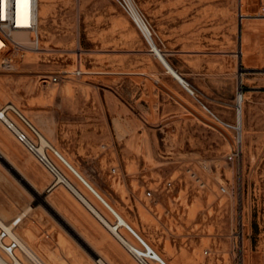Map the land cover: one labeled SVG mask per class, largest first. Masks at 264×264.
<instances>
[{"label": "rangeland", "instance_id": "374dc122", "mask_svg": "<svg viewBox=\"0 0 264 264\" xmlns=\"http://www.w3.org/2000/svg\"><path fill=\"white\" fill-rule=\"evenodd\" d=\"M134 1L166 59L218 116L236 123L243 88L241 144L166 71L115 0H37L33 31L0 30V107H18L158 259L264 264V0ZM2 153L0 213L8 222L27 214L17 233L45 263L97 264V250L109 264H137L69 190L48 189L50 174L0 123ZM205 165L199 190L186 167ZM170 180L175 188L161 193Z\"/></svg>", "mask_w": 264, "mask_h": 264}, {"label": "built area", "instance_id": "2783aa9c", "mask_svg": "<svg viewBox=\"0 0 264 264\" xmlns=\"http://www.w3.org/2000/svg\"><path fill=\"white\" fill-rule=\"evenodd\" d=\"M115 1L122 10L133 18L130 0ZM0 16H2L0 18V30L7 36L9 35V31H33L36 23H38V2L37 0H0ZM18 20H20V23H18ZM53 81L57 82L58 78H53ZM242 90L243 88L241 87ZM195 97L197 98L196 94ZM197 99L202 109L208 115L220 123L225 129L232 131L238 136L239 128L236 123L222 119L203 100L200 98ZM0 123L5 126L15 140L35 159L37 164L50 174L52 177L49 187L50 191L64 186L86 208L90 209L63 171V168L68 170L70 166L62 158L58 149L49 141L45 140L43 133L27 116L8 103L0 107ZM237 156H239L238 151L230 154L228 159L234 160ZM207 169L208 167L206 165L198 169L194 166L186 167V174L199 190H204L208 186L204 175ZM111 174L113 176L118 175V169L116 167L112 168ZM174 188L175 181L170 180L165 183L161 193L164 191L170 193ZM157 191L151 188L147 189L146 197L152 200L155 199ZM21 223L22 221L18 219L14 221V231L11 229L8 230L0 225V264H33L25 258L17 233V228ZM127 231L141 243L140 247L133 245L128 237L120 232V228L117 225H114V229L112 230L115 239L135 259L137 264H167L158 259L153 251L148 250L147 254H145L143 247L147 249L146 243L131 228L127 227Z\"/></svg>", "mask_w": 264, "mask_h": 264}, {"label": "bare ground", "instance_id": "6f19581e", "mask_svg": "<svg viewBox=\"0 0 264 264\" xmlns=\"http://www.w3.org/2000/svg\"><path fill=\"white\" fill-rule=\"evenodd\" d=\"M130 3H131L132 12H133V18H134L135 22L137 23V25L140 27L141 31L145 34L147 41L151 47V52H153V54L163 64L166 71L176 81H178V83L183 88H185L191 95L195 94V92L193 91V89L191 88V86L187 82V80L173 67V65L166 59L165 55L161 52V50L157 46V44L153 38V33H152L148 23L144 19L143 15L139 11L135 1L130 0ZM11 105L15 109H18V107H16L14 104H11ZM236 124L239 128V132H238V136H237V143L241 144L244 140V96H243L242 91H240L238 93L237 99H236ZM44 138L46 141H49L52 145H54L51 142V140L48 137H46L45 135H44ZM60 154H61L62 158L65 160V162L70 166V168L68 167L69 171H71L74 174V176L80 180V183L82 182V184L92 194V196H94L107 209V211L110 212L112 214V216L115 217V220H113L107 214V212L101 206H99V204L93 199V197H91V195L89 193H87V191L71 175H69V173L63 168V171L69 177L72 185L80 193V195L82 196V199L87 203L88 207L92 210L91 211L89 209V211L94 216H96V218L108 229V231L112 235H114L112 232V230L114 229V225H117L120 228V232L127 237L124 230H125V228L130 226V223L126 220V218L123 216V214H121L115 207H113L101 195V193L83 176V174L65 157V155H63L61 152H60ZM0 156H1L0 159L7 163V160L5 159L6 156L3 153L0 154ZM10 167H12V169H15L11 164H10ZM18 176H19L18 180L20 182L21 181H27L25 179V177L22 176L19 171H18ZM26 216H27V214H23L21 217L18 218V220H20L22 217H26ZM0 225L2 227L7 228L8 230H10V229L13 230L15 228L14 221L8 222L7 219L1 213H0ZM132 229H133V231L136 230L134 227ZM139 237L145 242V238L143 237V235L139 236ZM19 238H20L21 246H22L23 251H24L25 258L27 260L32 261L33 264H47L35 253V251L32 249V247L28 244V242L22 236L19 235ZM132 238L136 241L135 246L140 247L141 243L136 238H134L133 236H132ZM146 245H147V243H146ZM148 250L151 251L148 245H147V249L146 248L144 249V247H143V252L145 254H147ZM94 252H95L96 256H98V257L100 256V259L98 258L96 260L97 264H109V262L106 260V258L102 257L100 252H98L97 250Z\"/></svg>", "mask_w": 264, "mask_h": 264}, {"label": "water", "instance_id": "95a60500", "mask_svg": "<svg viewBox=\"0 0 264 264\" xmlns=\"http://www.w3.org/2000/svg\"><path fill=\"white\" fill-rule=\"evenodd\" d=\"M0 158H1V156H0ZM1 160V159H0ZM8 168H9V170L17 177V178H19V176H18V171H16L15 169H12V167H10V164L8 163ZM21 183L24 185V186H26L28 189H30L31 190V188L33 189V187H31V185L27 182V181H21Z\"/></svg>", "mask_w": 264, "mask_h": 264}, {"label": "crops", "instance_id": "0c3cea01", "mask_svg": "<svg viewBox=\"0 0 264 264\" xmlns=\"http://www.w3.org/2000/svg\"><path fill=\"white\" fill-rule=\"evenodd\" d=\"M50 187V186H49ZM49 189V188H48ZM59 189V187L58 188H56V189H54V190H52V191H57ZM80 202V201H79ZM90 212V211H89ZM91 213V212H90ZM92 214V213H91ZM93 215V214H92ZM94 216V215H93ZM95 217V216H94ZM96 218V217H95ZM97 219V218H96ZM98 220V219H97ZM111 234V233H110Z\"/></svg>", "mask_w": 264, "mask_h": 264}, {"label": "snow or ice", "instance_id": "6c2138e0", "mask_svg": "<svg viewBox=\"0 0 264 264\" xmlns=\"http://www.w3.org/2000/svg\"><path fill=\"white\" fill-rule=\"evenodd\" d=\"M0 18H2V16H0Z\"/></svg>", "mask_w": 264, "mask_h": 264}]
</instances>
